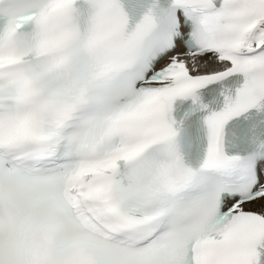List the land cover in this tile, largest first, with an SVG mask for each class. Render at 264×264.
<instances>
[{
	"label": "snow or ice",
	"instance_id": "snow-or-ice-1",
	"mask_svg": "<svg viewBox=\"0 0 264 264\" xmlns=\"http://www.w3.org/2000/svg\"><path fill=\"white\" fill-rule=\"evenodd\" d=\"M0 264H264V0H0Z\"/></svg>",
	"mask_w": 264,
	"mask_h": 264
}]
</instances>
